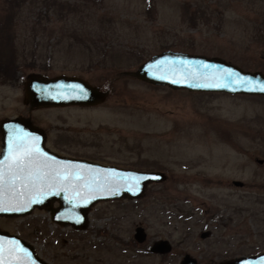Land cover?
Listing matches in <instances>:
<instances>
[{
	"label": "rangeland",
	"instance_id": "1",
	"mask_svg": "<svg viewBox=\"0 0 264 264\" xmlns=\"http://www.w3.org/2000/svg\"><path fill=\"white\" fill-rule=\"evenodd\" d=\"M6 7L19 12L12 48L23 79L34 70L77 75L101 89L115 80L92 110L33 115L60 150L165 180L135 201L96 205L80 233L44 212L2 227L48 264H179L185 254L220 264L264 252V96L172 92L121 78L167 50L264 74V0H0V25ZM21 95L0 86V119L25 115ZM137 227L147 234L142 244ZM163 240L171 253L152 254Z\"/></svg>",
	"mask_w": 264,
	"mask_h": 264
},
{
	"label": "water",
	"instance_id": "2",
	"mask_svg": "<svg viewBox=\"0 0 264 264\" xmlns=\"http://www.w3.org/2000/svg\"><path fill=\"white\" fill-rule=\"evenodd\" d=\"M123 75L154 86L191 93L264 96L261 91L264 74L259 71H245L217 57L171 50L153 55L135 71ZM106 98V93L77 77L59 75L49 78L30 74L23 84V103L35 110L92 107ZM0 133V173L3 177L0 180V217H23L34 209L45 210L51 213L54 223L83 231L88 226V214L96 204L137 200L144 196L149 185L165 180V175L160 172L120 169L58 156L45 147L43 131L26 118L2 121ZM28 149L32 152L30 156H23L25 166L21 171L12 158ZM233 186L242 187L243 184L234 181ZM146 237L142 227L135 229L136 243H144ZM170 250L171 246L164 240L150 249L156 254H166ZM0 264L46 263L35 256L29 244L0 230ZM180 264L197 262L186 255ZM223 264H264V252L235 257Z\"/></svg>",
	"mask_w": 264,
	"mask_h": 264
},
{
	"label": "flooded vegetation",
	"instance_id": "3",
	"mask_svg": "<svg viewBox=\"0 0 264 264\" xmlns=\"http://www.w3.org/2000/svg\"><path fill=\"white\" fill-rule=\"evenodd\" d=\"M18 14H19V12L15 11V9L13 7H6V10H5L4 14H3L4 22H3L2 25H0V37L2 38V43L0 45V50L3 51V53H0V86L1 87H5V88L8 87V88H11L13 90L15 88H17L18 90L21 91L22 95H21V99H20V104L21 105L23 104V107L25 108V111H24L25 115H23L21 113V111H20V112H18L17 116L0 119V123L2 121H4V120H7V119H15V118H20V117L26 118V119L30 120L31 123L34 126L40 128L43 131L44 136H45L44 145L50 152H52V153H54V154H56L58 156L65 157V158L82 159V160H86V161H89V162H94V163H97V164H100V165H110V166H115V167H118V168H121V169H126V168L120 167V166H118L116 164H108V163H104V162L98 161L96 159L76 157L74 155L64 153L63 151L60 150V148L63 147L62 144H61L62 141L58 140L60 138H56L54 141H52L51 136L46 131V129L43 128L37 121H35L33 119V115L37 114L38 112H41V111H47V110L48 111H51V110H80V111L84 112L86 110H92V109L96 108L98 105L97 106H92V107L70 106V107H65V108H53V109L50 108V109H41V110H35V109H32L29 105H24V103H23V84L25 82L26 76H28V75H26L24 77V79L22 78L20 63H17V60H19V57L16 54L15 49L12 48V44L15 43L14 42V40H15L14 28L17 26V21L16 20H17ZM30 74H41V75H44V74H42L41 71L35 72V70H34V72H31ZM44 76H47V75H44ZM65 76H67V75H65ZM47 77L52 78V77H55V76H47ZM68 77H77V78L83 79L82 77L77 76V75H69ZM126 77L125 76L124 77L121 76V78H126ZM118 78H119V76H118ZM118 78L116 80H118ZM127 78L131 79L132 77H127ZM132 79H134V78H132ZM114 81L115 80L113 79L112 82H110L109 85L105 89H101L99 86L93 85L89 81H87V82L91 86H93L95 88H98L101 92L106 93L107 97H108V95L111 94V91H112L111 89L113 87ZM138 82H140V83H142V84H144L146 86L152 87V88L161 87V86H154V85H151V84H147V83H144V82H141V81H138ZM163 88H166V89H168V90H170L172 92H178V90L174 91V90L169 89L168 87H163ZM181 91L188 92L186 90H181ZM59 137H61V136H59ZM1 151H2V136H1V133H0V153H1ZM146 191H147V188H146ZM130 201H135V200L122 199V200H116V201L100 202V203H98L96 205L123 204L125 202H130ZM56 206L57 205L55 204L54 207H56ZM33 212L34 213L35 212L50 213L48 211L38 210V209H34L31 214H33ZM90 212H89V214H90ZM89 214H88V216H89ZM50 216H51V213H50ZM18 218L20 219L22 217H17L15 219L14 218L0 217V221H3V220L4 221H6V220L14 221V220H16ZM51 219H52V217H51ZM88 225H89V220H88ZM65 227L70 228L71 232H73V233H80V232H83V231L87 230L86 229V230H83V231H78V230H75L74 228H72L70 226H65ZM87 228H88V226H87ZM0 230L5 231L9 235L15 236V237L23 240L25 243L29 244L32 247V251L35 254V256L38 257L39 259L43 260L46 264H48V262L46 260H44L41 255L38 254V252L36 251L34 246L31 243H29L27 241V239H24V238H22L20 236L19 232H11L10 230L5 229L1 225H0ZM101 233H102V231H101ZM206 236H207L206 232L201 235V237H203V238L206 237ZM133 239H134V235H133ZM171 250H170V252H168L166 254L171 253ZM152 254H156V253H152ZM159 255H165V254H159ZM186 255H189V254H185L181 258V260L179 261V264L181 263V261L183 260V258ZM189 256L191 258L195 259L197 264H198V261H197L196 258L192 257L191 255H189ZM226 260H229V259L223 260L220 264H223L224 261H226Z\"/></svg>",
	"mask_w": 264,
	"mask_h": 264
},
{
	"label": "snow or ice",
	"instance_id": "4",
	"mask_svg": "<svg viewBox=\"0 0 264 264\" xmlns=\"http://www.w3.org/2000/svg\"><path fill=\"white\" fill-rule=\"evenodd\" d=\"M229 75H231V73H229ZM261 91H264V88L261 89ZM36 151H39L38 149ZM32 150L28 149L25 152H23L20 156H14L12 158L13 163L17 165V167L23 171L24 166H25V161L23 159V156H30L31 155ZM2 173H0V180H2Z\"/></svg>",
	"mask_w": 264,
	"mask_h": 264
},
{
	"label": "trees",
	"instance_id": "5",
	"mask_svg": "<svg viewBox=\"0 0 264 264\" xmlns=\"http://www.w3.org/2000/svg\"><path fill=\"white\" fill-rule=\"evenodd\" d=\"M149 8H150V6L148 7V10H149ZM0 53H3V51H2V50H0Z\"/></svg>",
	"mask_w": 264,
	"mask_h": 264
}]
</instances>
